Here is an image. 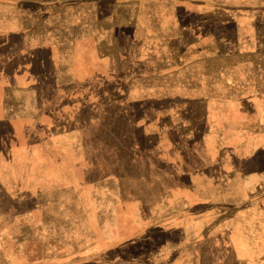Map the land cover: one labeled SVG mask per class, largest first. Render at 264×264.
Segmentation results:
<instances>
[{
    "label": "crops",
    "instance_id": "crops-1",
    "mask_svg": "<svg viewBox=\"0 0 264 264\" xmlns=\"http://www.w3.org/2000/svg\"><path fill=\"white\" fill-rule=\"evenodd\" d=\"M262 1L240 15L214 9L203 27L180 26L176 18L171 22L174 11L151 8L141 11L147 17L143 23L130 24V166L147 165L151 180L141 191L159 193L154 199H130V264H197L192 259L201 251L214 255L221 240L219 251H250L248 238L257 234L247 229L264 221L261 202L245 199L261 188L264 176ZM216 12L226 20L216 23L221 19ZM34 30L22 28L1 43L15 52L3 59L11 73L0 126L13 133L16 127L28 134L33 130L42 143L61 144L57 153L48 150V159L58 156L64 172L65 146L77 143L73 167L84 170L90 125L81 120L82 109L102 93L97 86L88 92L87 62L70 30L61 33L62 40L41 39L29 51L26 39ZM68 45L72 54L63 50ZM96 64L100 75L101 57ZM211 192L224 193L229 210L207 218L185 215L219 196Z\"/></svg>",
    "mask_w": 264,
    "mask_h": 264
},
{
    "label": "rangeland",
    "instance_id": "rangeland-1",
    "mask_svg": "<svg viewBox=\"0 0 264 264\" xmlns=\"http://www.w3.org/2000/svg\"><path fill=\"white\" fill-rule=\"evenodd\" d=\"M257 3L258 0H0V46L4 37L22 28H35L26 39L29 51L35 50L41 39L45 43L62 40L61 33L66 35L65 31L70 30L71 36L80 41L79 51L87 62L88 92L97 86V93H102L92 96L82 109L81 120L90 125L86 128L87 144L83 145L88 159L84 170L73 167L77 143L65 146L68 168L64 172V163L57 161L58 156L54 161L48 159V150L55 149L57 153L61 144L42 143L40 133L33 130L28 134L25 128L16 127L13 133V129L0 126L4 143L0 146V264H130V199L143 195L154 199L159 194L141 191L151 180L147 165L130 166V24L143 23L147 17L141 11L151 8L174 11L171 22L177 21L180 26L203 27L210 20L207 14L214 9L233 10L240 15V11H250ZM215 15L221 18L216 23L226 20L223 14ZM168 19L162 23H168ZM57 27L64 31L54 32ZM43 29L45 33L39 32ZM202 35L206 32L200 31ZM12 42L17 45L16 39ZM14 48H0V106L5 104L7 75L11 73L3 59L10 58ZM63 50L73 52L71 46ZM99 57L100 75L96 74L99 65L95 66ZM2 113L0 107V119ZM91 123L98 125L91 127ZM77 130L72 133L77 134ZM135 135L139 137L138 132ZM64 186L67 192L62 191ZM211 193L219 196L189 208L185 215L207 218L229 210L223 203L224 193ZM245 199L260 201L264 217V176L261 188L248 193ZM258 226L249 225L247 229L257 234L248 238L250 251H219L223 242L216 241L214 255L212 251H201L192 263L236 264V252L241 264H264V221ZM204 227L200 225V231L206 230Z\"/></svg>",
    "mask_w": 264,
    "mask_h": 264
}]
</instances>
